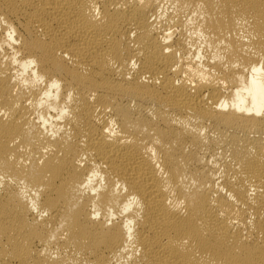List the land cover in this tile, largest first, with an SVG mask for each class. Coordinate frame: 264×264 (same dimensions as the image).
I'll list each match as a JSON object with an SVG mask.
<instances>
[{"label": "bare ground", "instance_id": "obj_1", "mask_svg": "<svg viewBox=\"0 0 264 264\" xmlns=\"http://www.w3.org/2000/svg\"><path fill=\"white\" fill-rule=\"evenodd\" d=\"M0 264H264V0H0Z\"/></svg>", "mask_w": 264, "mask_h": 264}]
</instances>
